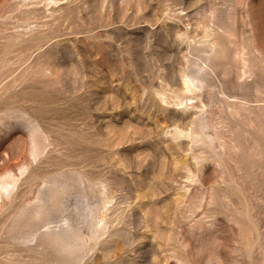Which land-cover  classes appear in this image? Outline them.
Listing matches in <instances>:
<instances>
[{"label": "rangeland", "instance_id": "374dc122", "mask_svg": "<svg viewBox=\"0 0 264 264\" xmlns=\"http://www.w3.org/2000/svg\"><path fill=\"white\" fill-rule=\"evenodd\" d=\"M0 264H264V0H0Z\"/></svg>", "mask_w": 264, "mask_h": 264}, {"label": "bare ground", "instance_id": "6f19581e", "mask_svg": "<svg viewBox=\"0 0 264 264\" xmlns=\"http://www.w3.org/2000/svg\"><path fill=\"white\" fill-rule=\"evenodd\" d=\"M187 80H188V79H187ZM189 83H190V82H189ZM189 83H188V84H189ZM184 87H185V86H184ZM190 88L192 89V87H190ZM187 92H188V90H187Z\"/></svg>", "mask_w": 264, "mask_h": 264}]
</instances>
